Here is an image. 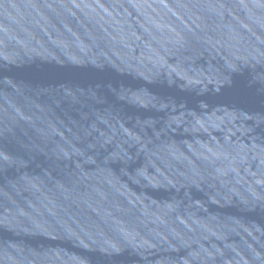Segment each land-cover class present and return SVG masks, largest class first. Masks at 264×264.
<instances>
[{"label": "water", "instance_id": "95a60500", "mask_svg": "<svg viewBox=\"0 0 264 264\" xmlns=\"http://www.w3.org/2000/svg\"><path fill=\"white\" fill-rule=\"evenodd\" d=\"M0 264H264V0H0Z\"/></svg>", "mask_w": 264, "mask_h": 264}]
</instances>
